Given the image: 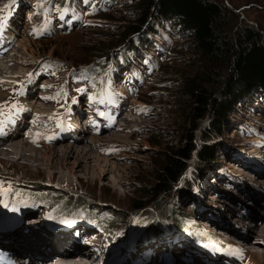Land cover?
<instances>
[{"label": "rangeland", "instance_id": "obj_1", "mask_svg": "<svg viewBox=\"0 0 264 264\" xmlns=\"http://www.w3.org/2000/svg\"><path fill=\"white\" fill-rule=\"evenodd\" d=\"M6 1L0 0V9L7 4ZM41 1L43 4L50 3L52 7L59 2L16 0L5 10L8 13L6 24L11 20L7 31L4 32V28L2 32L6 33V40L1 42L5 48L2 51L6 52L8 39L14 36L16 40L13 53L0 59V67L5 70L0 78L8 83L7 86H0L3 94L0 104L7 102L4 108L6 114L0 115V120H9L8 113L13 103L22 107L23 111L12 113L11 122L5 124V134L1 135L4 141L0 145V171L11 180L18 178L23 184L30 181L48 189L57 187L70 195L88 192L94 195L93 202L105 204L111 209H127L132 199L139 198L140 187L152 181L161 160L182 144L186 135V122L191 114L183 108V75L196 71L200 65L190 46L192 36L171 21L163 24L160 34L153 38L144 53L131 56V61L120 69H108V88L98 97L94 87L85 84V79L72 81L69 72L102 58L93 56L96 52L113 50L112 44L140 13L139 7L134 6L135 0H100L98 4H95L96 0H74L79 17L69 14L60 17L53 13L49 22L44 16L46 26L38 30L36 26L40 20L35 7ZM221 1L238 14L236 22L232 20L233 29L246 23L261 28L264 35V0ZM4 14L0 12V15ZM33 29H36L35 34ZM22 41H26L24 44H28L30 51L20 46ZM46 58L59 66L57 71L46 66L43 62ZM30 73L33 76L29 80ZM20 89L22 93L15 94ZM17 119L24 122L18 132L23 131V134L17 136L19 139L7 141L6 133L16 127ZM227 120L222 136L216 139L221 141L223 148L222 154L219 152L215 171L206 173L205 180L203 177L194 180L201 191L197 193V188L193 187L195 193L181 201L184 210L191 215L177 217L185 224L187 220L198 223L202 233H210L226 243L229 255L222 252L219 264H237L243 255L251 256L253 262L264 264V236L260 235L264 233V171H260L252 160L260 156L264 166V91L255 89L236 102ZM73 122L78 123L79 132L77 129L73 132ZM199 123L202 126L205 121L202 119ZM66 130L71 131L68 142L56 144L58 138L65 136ZM199 132L200 128L196 134L200 135ZM37 133L40 135L37 136ZM97 137H100L99 142ZM18 141L26 145H22L19 153L15 154L9 145ZM242 144L244 147H241ZM83 147L91 151H87L86 158L80 155L76 160L72 156L67 158L61 150ZM196 158L194 152L192 162ZM186 176L188 179L191 175L187 172ZM24 187L29 191H41L30 188V185ZM7 189L8 185L0 184V220L4 219L7 210L13 208L6 204ZM245 201L254 205L246 206ZM190 205H194L192 212L188 207ZM21 206L30 216L37 213L38 208ZM254 207L256 213L251 212ZM242 213L245 216L240 217ZM157 215L160 219V213ZM169 215L174 216L175 213L172 211ZM252 218L258 226H253L250 234L245 229H251ZM121 221L116 230L118 236L122 235L124 223L123 219ZM134 221L128 230L127 242L112 244L118 251L108 264H132L131 259L138 251L134 243L129 249ZM213 222L222 226L213 225ZM74 228H82L90 236L89 242H93L94 246L88 252H94L96 260L100 258L105 245L102 233L91 225L76 224ZM38 233L40 237L45 238L46 235L50 238L42 230ZM249 235L254 239L251 240ZM164 239V244L163 241L152 242L150 249H165L167 252L172 244L171 252L176 250L178 254L196 250L184 236L177 241L168 240L166 236ZM30 240L39 238L33 236ZM55 241L59 243V240ZM21 244L25 250L33 246L28 240ZM41 248L37 246L36 249ZM47 251L54 253L55 248L48 247ZM29 252L35 254L36 250L33 252L31 248ZM247 252L249 255H246ZM43 255L45 257L47 252Z\"/></svg>", "mask_w": 264, "mask_h": 264}, {"label": "trees", "instance_id": "obj_2", "mask_svg": "<svg viewBox=\"0 0 264 264\" xmlns=\"http://www.w3.org/2000/svg\"><path fill=\"white\" fill-rule=\"evenodd\" d=\"M73 1L59 0L54 7L42 1L37 3L40 21L36 28L43 29L44 16L48 20L55 11L58 14L71 12ZM6 3L12 5L13 0ZM134 6L139 7L140 13L112 44L111 48H117L96 52L93 56L102 58L71 69L69 77L85 79L101 95L108 68H121L130 62L131 56L144 53L153 38L160 34L161 26L173 22L192 36L190 46L200 64L196 71L183 75V108L191 118L186 122L188 128L182 144L165 155L152 181L140 187L139 198L132 199L127 209H111L93 202L94 195L88 192L70 195L57 187L48 189L30 181L23 184L1 171L0 183L8 184L10 194L16 199L24 198L28 203L43 206L51 217L97 226L109 242L124 243L135 219L132 237L138 246H145L150 240H161L168 231L171 235L188 237L192 244L207 247L211 240L201 232L200 225L179 220L178 217L191 215L184 210L181 201L194 192L193 187L201 191L194 181L196 178L215 171L223 148L216 139L222 136L236 102L255 89L264 91V35L261 28L246 23L233 29L232 20L236 22L238 14L221 0H135ZM43 62L53 71L58 70L59 66L48 58ZM202 119L205 123L201 126L199 120ZM194 152L197 158L192 162ZM187 172L191 175L188 179ZM25 185L42 192L29 191ZM188 207L192 212L194 205ZM172 211L174 216L169 215ZM122 219V235L118 236L116 230ZM215 243L221 249L226 248L221 239L212 241ZM111 252L109 248L107 256ZM244 264L258 263L250 256Z\"/></svg>", "mask_w": 264, "mask_h": 264}, {"label": "bare ground", "instance_id": "obj_3", "mask_svg": "<svg viewBox=\"0 0 264 264\" xmlns=\"http://www.w3.org/2000/svg\"><path fill=\"white\" fill-rule=\"evenodd\" d=\"M13 15H15V13H13ZM10 20H11V18L8 20V23L5 25V31L4 32H6L7 31V27H8V25L10 24ZM11 29V28H10ZM12 30V29H11ZM9 31V30H8ZM14 31V30H13ZM8 33H11V32H8ZM8 33H7V35H8ZM6 34V33H5ZM5 34L4 33H2L1 35H0V59H2L3 60V55H6V54H8L9 56H10V54L11 53H13V48L15 47L14 45V42H15V40L16 39H14V36H12L10 39H8L7 41L8 42H6V44H9V45H6V46H8L7 47V49H6V52H4V51H2L3 49H5V48H3V45L1 44V42L2 41H5L6 40V38H5ZM5 38V39H4ZM26 41H22L21 43V45L20 46H22L23 48H25L26 50H28V51H30L29 50V47H28V44L26 45V44H24ZM3 43V42H2ZM4 44H5V42H4ZM14 46V47H13ZM12 51V52H11ZM6 60V59H5ZM1 66V65H0ZM3 71L5 72V70H3V68L2 67H0V74L1 73H3ZM33 76V75H32ZM0 81H2L1 80V78H0ZM7 84L8 83H5V81H2V83H0V86H2V85H6L7 86ZM4 88H6V87H4ZM2 90V89H1ZM35 91V90H34ZM38 92V91H37ZM3 94L0 92V96H2ZM27 98V97H26ZM25 98V99H26ZM38 104V103H37ZM78 106V105H77ZM70 107V106H69ZM74 108V107H73ZM121 108V107H120ZM70 110H72V109H70ZM26 111V110H25ZM72 111H74V110H72ZM25 113V112H24ZM21 114V113H20ZM68 114V113H67ZM121 114V113H120ZM24 115V114H23ZM64 116V115H63ZM118 116H120V115H118ZM69 117V116H68ZM76 117V116H75ZM24 118V117H23ZM26 119V118H25ZM29 118H27V120H28ZM17 122V124L18 125H16V124H14V125H16V127H14V129H12L11 131H8L7 133H6V137H5V139L7 138L8 140L7 141H9V139L11 140V139H19V138H17V136L19 135V134H23L22 132L21 133H18V132H20V130L23 128V121L21 120V119H17L16 120ZM69 121V120H68ZM71 121V120H70ZM73 121V120H72ZM15 123V122H14ZM25 123H27V122H25ZM27 125V124H26ZM71 125H72V130H73V132H74V130H76V131H78V128H79V126H78V123H71ZM8 125H6V127H7ZM71 127V126H70ZM9 128V127H8ZM27 129V128H26ZM5 130H6V128H5ZM71 132V131H70ZM70 132L68 131V130H66V134H65V136L64 137H61V138H58L56 141H55V143L56 144H63L64 142H68V138H70L71 137V134H70ZM79 132V131H78ZM76 133V132H75ZM74 133V134H75ZM1 136V135H0ZM4 136V135H3ZM72 136H73V134H72ZM19 137V136H18ZM23 137V136H22ZM4 138V137H3ZM21 138V137H20ZM76 140V139H75ZM4 140L2 139V136L0 137V145L2 144V142H3ZM19 141H21V140H19ZM19 141H18V143L16 142V143H13V144H11V145H9V147H10V150L11 149H13L14 151V153L15 154H17V153H19V151H20V149L22 148L21 146L22 145H26L25 143L23 144V143H19ZM93 141H95V140H93ZM100 141V137H97V142H99ZM3 145V144H2ZM67 145V144H66ZM91 147V146H90ZM7 149H8V147H7ZM29 150V149H28ZM62 150V154H64V156H67V158L68 157H74V159L76 160L77 159V157H81L80 155H82V156H84V158H86L85 157V154H87V151L88 150H90V148H82V149H76V150H72V148H64V149H61ZM22 151V150H21ZM91 151V150H90ZM55 156H58V154L57 155H55ZM63 158H65V157H63ZM88 158H90V157H87V159ZM253 161H255L254 163L259 167V169H260V171H264V169H261V167H263L264 168V166H262V160H260V156H258L257 158H253L252 159ZM264 160V159H263ZM79 162V161H78ZM259 174V173H258ZM264 182V181H263ZM257 189V188H256ZM263 198V197H262ZM252 199V198H251ZM261 200V199H260ZM163 201H164V199H163ZM262 201H264V198L262 199ZM246 203V206H249V207H252L254 204H251V203H249V202H247V201H245ZM162 203V202H161ZM255 208L256 207H254V208H252L251 209V212L252 213H256L255 212ZM227 209V208H226ZM247 210V209H246ZM158 213V212H157ZM239 214V213H238ZM242 216H240V217H243V213L241 214ZM245 216V215H244ZM250 216V215H249ZM29 218H32V217H29ZM219 220V219H218ZM217 220V221H218ZM216 221V220H215ZM214 221V222H215ZM216 221V222H217ZM212 223L213 225H216V223ZM250 223L251 224H249L250 225V228L251 229H249L248 230V228L247 229H245V232H249L250 234H251V231H252V228H254L253 226H258L257 224H256V221L255 220H253V218L250 220ZM260 225V224H259ZM0 226H1V222H0ZM216 226H222V224L220 223L219 224V222H218V225H216ZM264 228V227H263ZM9 230L5 233V234H9V233H11L12 231H13V229H10V228H8ZM244 229V228H243ZM262 230H264V229H262ZM244 231V230H243ZM15 233H17V232H15ZM29 233H30V237H37V238H39V240H35V241H33V240H30V237L28 236L29 234H26V236H18V237H16L15 239H17V238H21V237H23V239L24 240H18L20 243H24L25 242V240H28V242L30 243V244H32L33 246L32 247H30V249L32 248V251L33 252H35V250H36V253L35 254H33V253H31V255H33V256H35L34 258H32L31 260V263L30 264H99V263H96V258L94 257V252L92 253L91 252V254H89L90 252H87L88 250H87V247H86V245L83 243V245L80 243V246H78V245H75L76 246V248L77 249H74L72 252H66V251H57L58 250V246H56L55 245V243H58V242H56L55 240H54V238H49V237H45V238H43V237H40L39 235V233H38V230L37 229H35V228H31L30 229V231H29ZM237 233V232H236ZM241 234V233H240ZM243 235V234H242ZM260 235H263L264 236V233L263 232H261V234ZM245 236V235H244ZM262 236V237H263ZM249 237H250V239L252 240V238L254 237H251L250 235H249ZM248 237V238H249ZM256 237V236H255ZM41 238V239H40ZM247 238V237H246ZM91 239V238H90ZM89 239V240H90ZM237 239V238H236ZM254 239V238H253ZM264 239V238H263ZM63 240H65V244L67 245V244H75V242H76V240L75 239H71V238H69L68 236L65 238V239H63ZM37 241H39V242H42V244L41 245H39L38 244V242ZM248 242L250 241L249 239L247 240ZM257 241V240H256ZM241 242V241H240ZM239 242V243H240ZM242 244H244V242H241ZM253 243V242H252ZM255 243V242H254ZM89 244V247H92L93 248V246H94V244H93V242H89L88 243ZM166 244V243H165ZM245 244H248L247 242L245 243ZM250 244V243H249ZM257 244V243H256ZM263 244V243H262ZM53 245V246H52ZM251 245V244H250ZM8 245H7V242H5V241H0V248H2V249H4V248H6ZM37 246L39 247H45V248H43V251H44V253H46L47 252V255L44 257V255L43 254H40V250L38 249H36L37 248ZM81 246H82V248H81ZM252 246V245H251ZM48 247H54L55 248V252H57V253H50V252H48L47 251V248ZM29 249V248H28ZM152 249V248H151ZM174 249V248H173ZM14 250V252L15 253H19V252H22L20 249L19 250H17V248H14L13 249ZM49 250V249H48ZM75 250H79L78 252H76ZM108 251H109V249H108ZM176 251V250H175ZM174 251V252H175ZM172 253H173V251H172ZM37 255V256H36ZM109 256V255H108ZM2 258L4 259V260H7L6 259V257L3 255L2 256ZM98 259V258H97Z\"/></svg>", "mask_w": 264, "mask_h": 264}, {"label": "snow or ice", "instance_id": "obj_4", "mask_svg": "<svg viewBox=\"0 0 264 264\" xmlns=\"http://www.w3.org/2000/svg\"><path fill=\"white\" fill-rule=\"evenodd\" d=\"M13 3H14V0H13ZM8 8H9V5L5 4L4 7L2 9H0V12L5 13L4 15H0V32H3V30L5 28V24H6L7 17H8V13L5 10ZM35 32H36V29H33L34 34H35ZM31 76H32V74L30 73L29 74V80L31 79ZM0 83H2V81H0ZM23 83L26 84L27 82H23ZM21 93H22V89L18 90L17 93H15V94H21ZM52 98H54V97H46L45 99H52ZM89 99H93V97H90ZM6 104H7V102H5V104H0V115L6 114L4 112V108L6 107ZM20 111H23L22 107H20L19 105L15 104V103L11 104L10 109H9V113H8L9 120L8 121L0 120V135L5 134V124L11 122V114L12 113L18 114ZM36 135L39 136L40 134L37 133ZM47 139H51V137H47ZM33 142L35 143L36 141L33 140ZM5 206H7V205H5ZM11 210L15 212L16 208L13 207Z\"/></svg>", "mask_w": 264, "mask_h": 264}]
</instances>
